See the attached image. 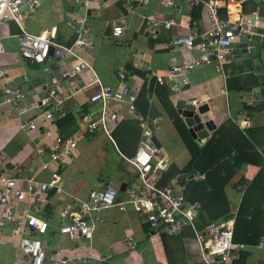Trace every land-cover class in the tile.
Instances as JSON below:
<instances>
[{
	"label": "crops",
	"instance_id": "obj_1",
	"mask_svg": "<svg viewBox=\"0 0 264 264\" xmlns=\"http://www.w3.org/2000/svg\"><path fill=\"white\" fill-rule=\"evenodd\" d=\"M161 1L145 0L139 4L130 0H87L81 3L37 0L33 10L22 18L25 31L32 34L43 32L60 45L71 43L75 22L84 19L93 42L89 50L74 49V55L64 56L62 63L67 67L78 59L87 62L88 67L60 80L59 89L69 91V96L64 101L62 112L54 114L45 127L76 140L78 155L68 159L65 167L69 160L85 153V159H97L99 171L88 189H83L79 181L64 179L62 171L65 167L60 171L63 192L57 195L48 193L39 213L47 220L46 231L40 236L44 250L66 256V264H204L189 228H183L174 236L152 234L129 206L122 211L115 207L99 211L89 239L70 241L56 231L54 215L64 202L65 193L83 198L89 189L110 184L116 188V200L124 197L126 184L135 176L127 159L132 156L142 136L136 124L139 119L147 122V128L153 130L151 135L158 143L152 160L160 159L166 164L163 170L156 171L158 179L169 168V174L173 175L164 185L180 192L189 181L200 180L202 174L196 170L190 173L182 171L189 163L190 154L172 124L171 118L175 117L178 129L194 147L202 146L217 130L218 139L210 144L208 154L219 152L222 158L226 153H238L241 160L238 169L220 193L212 198L205 214L197 203L184 201L194 206L197 227L208 221L230 224L233 242L245 245L239 255L227 264H258V259L250 261L248 252L250 247L264 250L261 247L264 243V101L261 94L264 74L251 56L252 46L257 47L258 43L252 45L254 41H250L249 52H243L241 46L234 44L231 60L223 64L221 70L210 65L195 67L188 75L187 85L179 86L175 92L172 82L162 80L157 83L155 76L162 74L170 65L197 57L198 53L181 47H165L170 32H184L185 28L161 29L153 39L146 36L145 18L167 14ZM244 2L248 3L244 14H250L252 4L264 6L262 0ZM196 9V19L188 24L191 33L203 26L200 10ZM113 25L121 27V43L118 45L110 41L109 32ZM19 32L20 28L12 20L0 23V68L6 71L2 83L14 82L24 93L16 107L0 103V175L44 179L47 171L41 163L45 158L38 156L35 149L45 148L48 141L41 138L40 131L28 132L21 125L37 113L38 109L30 106L43 94L51 72L59 62L53 59L52 50L41 62L21 56L15 39ZM120 70L125 73L123 82L135 92L134 114L125 113L123 107L120 108L121 117L110 131L111 140L100 130L85 133L78 115L80 112L91 116L98 113L100 104L88 101V96L97 88L96 81L116 87V73ZM247 92L253 99H258L252 100V106L245 104L244 94ZM192 99L196 100L195 105L190 103ZM177 100L195 109L198 106L205 108L213 129L204 138L190 137L177 113ZM242 110L249 121L246 129H240L233 120L241 115ZM57 119L59 122L55 123ZM152 119H158V124H151ZM246 131L248 135L244 133ZM121 183L124 186L120 188ZM46 211L50 217L42 216ZM127 238L130 246L125 244ZM0 264H25L17 248V236L7 229L0 237Z\"/></svg>",
	"mask_w": 264,
	"mask_h": 264
},
{
	"label": "built area",
	"instance_id": "obj_2",
	"mask_svg": "<svg viewBox=\"0 0 264 264\" xmlns=\"http://www.w3.org/2000/svg\"><path fill=\"white\" fill-rule=\"evenodd\" d=\"M73 1L81 3L87 0ZM130 1L141 4L145 0ZM244 1L162 0V6L167 10V14L162 17L145 18L146 36L153 39L161 29L185 28L187 30L184 32H170L164 45L167 48L195 50L198 55L185 63L168 66L162 74L155 76V81L172 82L173 90L176 92L179 86L187 85L188 75L195 67L210 65L216 70H221L223 64L229 63L232 46L258 27L255 14L242 12ZM36 4L37 0H0V23L12 20L20 28L15 39L21 56L34 62H41L51 47L53 59L59 62L51 72V78L46 83L43 94L30 106L38 109L37 113L21 125L28 132L40 131L41 138L47 139L45 148L35 149L38 156L42 155L45 158L41 166L47 171V175L44 179L0 175V237L5 234V229L17 236V248L25 264H66V256L45 252L40 236L46 231L47 220L40 217L39 213L48 193L57 195L63 192L60 171L68 159L78 155V147L74 138L60 135L45 127V124L53 119L54 114L62 112L64 101L69 96V91L59 89L60 80L72 77L88 67L87 62L81 59L67 67L62 63L64 56L74 55V49L89 50L93 42L84 19L75 22L73 39L69 45L56 44L43 32L32 34L25 31L22 18L26 12H31ZM196 7L200 10L203 26L195 33H191L188 31L190 13ZM252 15L254 23L250 20ZM120 36L121 27L113 25L109 32L111 43L120 44ZM5 73V69L0 68V103L16 107L24 93L14 82L2 83ZM124 76L123 70L116 73L118 80L116 87L95 80L97 88L88 96V101L99 103V111L95 116L83 112L78 115L85 133L99 129L111 140L110 131L121 117L120 108L123 107L125 113L134 114L135 92L123 82ZM244 100L246 106H252L253 101H258L252 98L250 92L244 94ZM190 103L195 105L197 102L192 99ZM233 120L240 129L249 127L244 110ZM158 122V119L150 120L153 125H157ZM146 123L143 119L136 122L144 139L139 140L132 156L127 159L135 170V176L126 184L124 197L116 200V188L110 184L89 189L83 198L65 193L64 202L54 215L57 221L56 231L70 241H76L78 238L89 239L99 211L110 207L122 211L125 206H129L132 213L147 224L152 234L174 236L183 228H189L204 264L229 263L239 255L245 245L231 240L230 224L208 221L197 227L194 222L195 208L192 204L185 203L182 193L169 185L157 184L156 171L163 170L166 164L160 159L152 160L157 148L148 139L153 130H149ZM125 244L131 245L129 238ZM261 247L264 249V243Z\"/></svg>",
	"mask_w": 264,
	"mask_h": 264
},
{
	"label": "trees",
	"instance_id": "obj_3",
	"mask_svg": "<svg viewBox=\"0 0 264 264\" xmlns=\"http://www.w3.org/2000/svg\"><path fill=\"white\" fill-rule=\"evenodd\" d=\"M247 10L248 3L244 2L242 4V12L247 13ZM196 11V8H193L191 10L190 21L196 19ZM60 118L62 119V117H59L58 119ZM58 119L55 120V123L59 122ZM176 119L177 118L175 117L171 118L172 124L190 154L189 163H187L182 168V171L190 173L196 170L198 173L202 174V178L200 180H191L187 184H185L181 193L185 201L189 203H197L199 209L205 214L208 211L207 207L210 201L216 194L220 193L224 184L236 172L241 160L237 152H234L232 155L226 153V156L222 158V155L219 152L212 155L208 154V152L211 150L210 147L212 143L214 142V140L218 139V137L216 138V136L219 134V131L217 130H214V132L205 140L202 146L194 147L191 140L186 139L183 133H181L178 129ZM247 132L248 131L244 133L248 135ZM168 170L169 168H167L165 172L163 171L160 174L157 181V184L159 186L164 185V183H166V181L170 177H172L173 173L169 174ZM178 183H181V181H178ZM42 216L46 218L50 217V214L46 211L44 214H42ZM231 240L234 241L232 232Z\"/></svg>",
	"mask_w": 264,
	"mask_h": 264
},
{
	"label": "water",
	"instance_id": "obj_4",
	"mask_svg": "<svg viewBox=\"0 0 264 264\" xmlns=\"http://www.w3.org/2000/svg\"><path fill=\"white\" fill-rule=\"evenodd\" d=\"M250 13L256 15V20L258 21L256 24L257 28L253 30V33L246 35L244 38H241L239 42L235 43V46H241L243 52L250 50V46L248 43L250 41L258 42L256 47V57L260 62V67L264 74V6L252 4L249 7ZM251 23H254V17L251 16ZM51 47L48 48V53L51 52ZM262 56V58H261ZM262 100L264 101V86H262L261 90ZM175 107L177 109V113L182 117L183 122L186 126L187 132L193 139H202L207 135L208 131L213 129V125L208 120V114L205 111L203 106H198L195 108L191 107V105H185L182 100H177L175 102ZM141 139H144V136H141ZM154 147H158V143L155 138L150 135L148 138ZM181 177V175H180ZM124 186L123 183L120 184V188Z\"/></svg>",
	"mask_w": 264,
	"mask_h": 264
},
{
	"label": "rangeland",
	"instance_id": "obj_5",
	"mask_svg": "<svg viewBox=\"0 0 264 264\" xmlns=\"http://www.w3.org/2000/svg\"><path fill=\"white\" fill-rule=\"evenodd\" d=\"M253 43L257 44L258 42H252V45ZM256 54V47L253 45L251 48V56L254 57L256 65L258 67L260 65V62L257 60ZM97 131H99V129H97ZM84 157L85 153H81L78 158L69 160L66 167L62 171V177L68 182L79 181L83 189H88L89 187H91L94 177L99 169L98 161L96 158L91 160L85 159ZM248 252L251 262H253L254 259H258V264H264V250L250 247L248 248Z\"/></svg>",
	"mask_w": 264,
	"mask_h": 264
}]
</instances>
